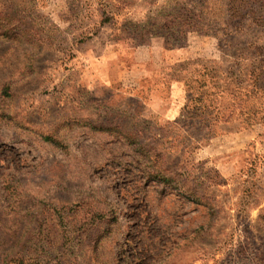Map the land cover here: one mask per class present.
I'll use <instances>...</instances> for the list:
<instances>
[{
  "label": "rangeland",
  "instance_id": "1",
  "mask_svg": "<svg viewBox=\"0 0 264 264\" xmlns=\"http://www.w3.org/2000/svg\"><path fill=\"white\" fill-rule=\"evenodd\" d=\"M225 3L0 0V255L264 264V122L207 97L264 30L225 36Z\"/></svg>",
  "mask_w": 264,
  "mask_h": 264
},
{
  "label": "trees",
  "instance_id": "2",
  "mask_svg": "<svg viewBox=\"0 0 264 264\" xmlns=\"http://www.w3.org/2000/svg\"><path fill=\"white\" fill-rule=\"evenodd\" d=\"M225 14L226 19L223 21L225 24L222 33L225 36L234 35L245 30L244 23L251 22V25L259 26L264 30V0H225ZM260 10V13L258 11ZM189 16L188 20L191 22L202 20L201 13ZM9 21L12 17H9V13L5 16ZM224 20V19H223ZM185 21L181 23H186ZM10 23V22H9ZM12 29L7 23L0 22V35L11 36ZM217 34V33H212ZM250 56L246 60H250V69L246 73L234 72V70H228L225 74L226 85L221 87L217 82L213 83V90L207 91L208 101L213 100L209 96H213L216 93L215 89H221V93L224 96L228 95L231 104V109L227 115V120L232 124H236L237 129H243L250 127L256 123L264 122V40L263 42H251ZM212 70V69H211ZM213 71L217 73V70L213 68ZM214 77V75H213ZM236 83L238 85H236ZM205 95L203 92L201 96L189 97L191 102H199V109L202 104V97ZM201 103V104H200ZM187 108V107H186ZM196 109V106L193 105ZM184 116V114H182ZM179 121V120H178ZM154 178L162 179L164 183L171 182V175L156 173ZM23 255V254H22ZM39 259H33L28 255L14 256L0 255V264H38Z\"/></svg>",
  "mask_w": 264,
  "mask_h": 264
},
{
  "label": "crops",
  "instance_id": "3",
  "mask_svg": "<svg viewBox=\"0 0 264 264\" xmlns=\"http://www.w3.org/2000/svg\"><path fill=\"white\" fill-rule=\"evenodd\" d=\"M137 52V51H136ZM173 57H174V55H172ZM179 82H181L180 80H178ZM177 81V82H178ZM177 83V84H180V83ZM181 86V85H180ZM171 89H172V92H171V97H174L175 95L176 96H181L180 94V92H181V90H180V88H179V86L178 85H176V87H174L173 85H172V87H171ZM179 90H180V92H179ZM182 90H183V88H182ZM176 98V97H175ZM172 106V105H171ZM170 118H173L172 116L170 117Z\"/></svg>",
  "mask_w": 264,
  "mask_h": 264
}]
</instances>
